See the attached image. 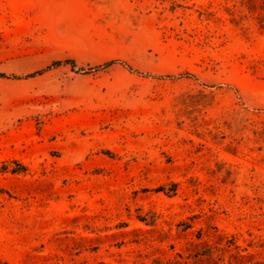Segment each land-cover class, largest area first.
Here are the masks:
<instances>
[{
    "label": "rangeland",
    "instance_id": "obj_1",
    "mask_svg": "<svg viewBox=\"0 0 264 264\" xmlns=\"http://www.w3.org/2000/svg\"><path fill=\"white\" fill-rule=\"evenodd\" d=\"M0 72V264H264V0H0Z\"/></svg>",
    "mask_w": 264,
    "mask_h": 264
},
{
    "label": "trees",
    "instance_id": "obj_2",
    "mask_svg": "<svg viewBox=\"0 0 264 264\" xmlns=\"http://www.w3.org/2000/svg\"><path fill=\"white\" fill-rule=\"evenodd\" d=\"M60 64H68L70 65L72 68H74L75 66V62L74 60L72 59H64V60H55L53 61L50 65L46 66L45 68H42V69H39V70H36V71H33L31 73H28L26 74L25 76L27 77H32V76H35L37 74H41L42 72H44L46 69H49L50 67H53V66H57V65H60ZM115 64H120L122 66H124L125 68H127L128 70L132 71V72H135V73H138V74H142L141 71H138L136 69H133L131 66H129L126 62L122 61V60H118V59H112V60H108L98 66L95 67V69H102V68H107V67H110L112 65H115ZM184 76H189L188 73H185ZM1 78H21L19 76H16V75H11V74H5V73H2L0 72V79Z\"/></svg>",
    "mask_w": 264,
    "mask_h": 264
}]
</instances>
